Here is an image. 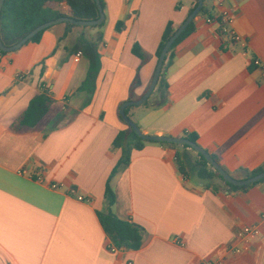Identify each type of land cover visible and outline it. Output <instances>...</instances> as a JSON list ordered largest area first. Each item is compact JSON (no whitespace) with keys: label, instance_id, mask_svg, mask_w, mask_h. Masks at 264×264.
Masks as SVG:
<instances>
[{"label":"crops","instance_id":"obj_1","mask_svg":"<svg viewBox=\"0 0 264 264\" xmlns=\"http://www.w3.org/2000/svg\"><path fill=\"white\" fill-rule=\"evenodd\" d=\"M101 1V28L58 24L39 43L0 56V264H264V182L229 191L216 179L197 178L193 150L149 142L111 180L112 212L145 231L142 246L109 251L98 213L106 210L105 184L122 156L113 147L127 129L119 109L146 92L166 25L177 29L195 0ZM221 1L203 0L208 17L229 10L243 44L195 17L160 86L127 116L146 135H196L223 170L242 179L264 166V70L252 65L264 63V0ZM59 10L69 17L64 3ZM96 42L99 61L91 69L86 43ZM135 44L144 64L132 54ZM40 86L54 102L48 116L34 129L10 132ZM243 227L257 230L247 244L235 237Z\"/></svg>","mask_w":264,"mask_h":264},{"label":"trees","instance_id":"obj_2","mask_svg":"<svg viewBox=\"0 0 264 264\" xmlns=\"http://www.w3.org/2000/svg\"><path fill=\"white\" fill-rule=\"evenodd\" d=\"M64 3L66 5L69 17L75 20H96L99 17V13L94 0H5L1 13H0V38L2 43L10 47L16 44L26 34L32 31L37 26L61 18L66 17L60 12V5ZM102 9L104 10V4L100 0ZM197 6V0L193 9L189 11V14ZM200 17H208L207 10L203 6L200 11ZM104 22L100 24L99 28L103 26ZM68 27H76L71 24H66ZM121 23L116 25V29L119 30ZM96 28V27H93ZM176 29L172 22H169L161 36L160 43L156 51V57L158 58L164 45L169 40L170 36ZM194 31V21H192L179 38L173 43L168 54L166 55L163 68L170 64L175 48L185 40ZM44 31L35 35L28 43H39ZM97 46L96 43H86V55L89 59L91 69L98 64L99 58L95 53ZM132 54L137 57L142 64L147 60L146 55L138 45H134L132 48ZM6 55V53L0 52V56ZM162 68V69H163ZM161 84V75L158 82V87ZM53 100L49 96L47 89L40 86V93L34 97L25 111L14 121L9 128V131L14 133L21 129H34L39 126L43 120L48 116L52 106ZM165 103L164 97H162L161 104ZM147 102L144 104L146 105ZM129 109L125 111L128 115ZM121 119V118H120ZM122 121V119H121ZM63 122L62 117L56 120L52 128H56ZM123 122V121H122ZM124 123V122H123ZM125 124V123H124ZM126 125V124H125ZM126 130L119 132L113 142V147L122 149V156L117 165L112 170L106 184H105V201L106 210L104 213H98V218L103 231L107 238L110 240L111 246L117 250L137 251L141 248L145 231L138 225L129 221H124L117 218L112 212V206L115 202V196L111 188V180L118 172L120 167L127 166L130 161L132 151H141L144 148L145 142L135 135L126 125ZM130 138V143L125 145V138ZM185 139L190 140L197 144L196 135H187ZM160 145H167L172 148H176V144L159 143ZM183 149H188L186 146H182ZM198 161L196 163V176L199 180L211 183L212 180L218 179L229 191H246L254 185L246 187H236L227 183L220 174L212 169L206 162V160L199 154H197ZM175 162L179 172L184 174V168L181 163L178 153L175 155ZM264 172V166L257 168L253 171H244L242 179L250 178L255 175ZM264 180L258 182L261 183ZM256 183V184H258ZM209 190H213L210 185L207 187Z\"/></svg>","mask_w":264,"mask_h":264},{"label":"water","instance_id":"obj_3","mask_svg":"<svg viewBox=\"0 0 264 264\" xmlns=\"http://www.w3.org/2000/svg\"><path fill=\"white\" fill-rule=\"evenodd\" d=\"M5 0H0V13L3 7ZM99 17L96 20H75L71 17H61L46 23H43L36 28H34L32 31H30L28 34H26L22 39H20L16 44L7 47L5 46L0 38V52L3 53H12L17 50H19L21 47H23L25 44H27L35 35L38 33L45 31L49 27L58 25V24H71L77 27H97L100 24L104 22L105 16L102 9V6L100 4V0H94ZM204 5L203 0H197V6L194 8V10L187 16V18L183 21V23L174 31V33L170 36L169 40L164 45L158 59L157 64L155 67V71L151 80V83L146 90V92L143 94V96L136 100V101H129L121 105L119 109V116L122 119V121L128 126V128L135 134L137 137H139L144 142L149 143H167V144H176L180 146H186L189 149L193 150L197 154L201 155L208 165L212 167L214 171H216L218 174L221 175V177L230 185L236 186V187H246L250 185H254L262 180H264V172H261L258 175H255L250 178L246 179H235L231 177L225 170H223L220 165L207 153L204 149H202L199 145L196 143L191 142L188 139L185 138H170V137H159V136H150L144 134L139 127L128 118L125 111L130 107H139L144 105L149 98L151 97L152 93L154 92L157 83L159 81L161 71L163 68V64L166 58V55L168 54V51L170 50L173 43L179 38V36L183 33V31L187 28V26L197 17L202 10Z\"/></svg>","mask_w":264,"mask_h":264},{"label":"built area","instance_id":"obj_4","mask_svg":"<svg viewBox=\"0 0 264 264\" xmlns=\"http://www.w3.org/2000/svg\"><path fill=\"white\" fill-rule=\"evenodd\" d=\"M218 4H221V0H215ZM208 23L215 22L218 25V32L221 37L226 38L230 43H235V44H243L242 38L233 30L232 25L234 22V17L232 13L227 10L223 9L221 12L215 17L211 19H207ZM252 65L260 70H264V63L259 61L258 59H253L252 60ZM23 173H26V171H23ZM31 179L36 181L39 184H44V178L42 175H31ZM52 189H56L57 185H50ZM69 195L73 196L76 198L78 202L86 203L88 202V199L83 197L82 195L78 194L76 189H70L69 190ZM262 222H264V216H262ZM257 234V230L253 227H243L236 231L235 237L237 241L243 242L245 244L248 243V240L253 237L254 235ZM109 251L115 253L117 250L113 246L108 247ZM232 254L238 255L242 252L239 248H231L229 250Z\"/></svg>","mask_w":264,"mask_h":264},{"label":"rangeland","instance_id":"obj_5","mask_svg":"<svg viewBox=\"0 0 264 264\" xmlns=\"http://www.w3.org/2000/svg\"><path fill=\"white\" fill-rule=\"evenodd\" d=\"M135 123V122H134ZM136 124V123H135ZM137 125V124H136ZM180 147V146H179ZM193 153H194V151H193ZM194 155V154H193ZM193 157V159H194V163H195V166H196V163H197V161H198V157L196 156V155H194V156H192ZM194 168V167H193ZM193 168H190L191 170L193 169ZM194 171H195V169H194ZM193 179H195V178H193ZM216 181H219L220 182V184L221 185H223V183L220 181V180H218V179H216Z\"/></svg>","mask_w":264,"mask_h":264}]
</instances>
